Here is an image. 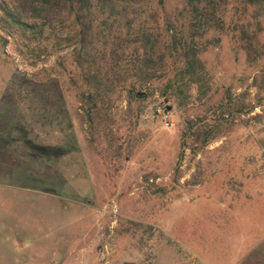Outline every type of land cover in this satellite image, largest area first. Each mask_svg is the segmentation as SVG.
I'll list each match as a JSON object with an SVG mask.
<instances>
[{"label":"rangeland","instance_id":"obj_1","mask_svg":"<svg viewBox=\"0 0 264 264\" xmlns=\"http://www.w3.org/2000/svg\"><path fill=\"white\" fill-rule=\"evenodd\" d=\"M216 1L202 90L161 78L129 94L123 66L91 125L73 48L49 32L29 47L0 0V264H264V6ZM150 12L172 64L184 2ZM212 127L205 146L195 132Z\"/></svg>","mask_w":264,"mask_h":264},{"label":"trees","instance_id":"obj_2","mask_svg":"<svg viewBox=\"0 0 264 264\" xmlns=\"http://www.w3.org/2000/svg\"><path fill=\"white\" fill-rule=\"evenodd\" d=\"M11 1L14 7H4L1 21L17 27L29 41V47L37 45L39 38L49 32L55 47L73 48L74 61L90 88L86 112L91 125L102 123L104 99L121 83L113 77L123 66L126 74L135 78L127 89L129 94L137 87H150L161 78L167 79L169 88L180 92L184 88H204L205 66L200 59L199 40L211 29L220 27L216 0H183L186 22L169 29L174 30L166 48L169 56L175 58L172 64L165 62V54L159 52L162 41L149 26V13L156 0ZM157 1L163 4V0ZM242 1L264 6V0ZM128 49L132 50L129 55L126 54ZM125 56L131 59L126 61ZM166 96L171 100V96ZM238 105L230 96L227 109ZM251 111L238 109L241 114ZM191 130L193 127L189 126L188 131ZM195 133L205 146L221 136L213 127Z\"/></svg>","mask_w":264,"mask_h":264}]
</instances>
